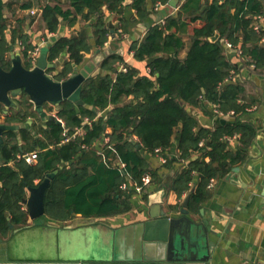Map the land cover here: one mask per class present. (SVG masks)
Returning <instances> with one entry per match:
<instances>
[{
  "label": "trees",
  "instance_id": "16d2710c",
  "mask_svg": "<svg viewBox=\"0 0 264 264\" xmlns=\"http://www.w3.org/2000/svg\"><path fill=\"white\" fill-rule=\"evenodd\" d=\"M54 1L55 5L42 7L40 16L49 33H57L63 22L73 25L80 16L84 23H90L94 36L91 39L89 29L84 27L77 35L55 41L49 60L55 61L65 52L69 55L55 75L58 81L69 78L73 68L83 63L85 55L93 50V40L96 48L105 47L111 29L104 8L116 16L114 31L119 39L128 33L126 0ZM63 1H68L72 9H63ZM149 1L153 6L168 2L132 0L141 21L149 15ZM20 2L0 0V66L5 70L11 68L9 54L17 42L23 47L27 68L32 67L30 52L36 49L25 32L26 19H17L13 26L6 17V11L14 5L21 10L32 8V3ZM184 14L191 16V22L199 20L201 26L194 29L188 54L181 59L179 53L186 47L180 36L187 26L182 21ZM263 14L262 0H212L206 5L203 0H185L177 16L149 29L144 39L131 47L136 60L149 61L148 76H141L122 56L112 54L99 65L105 74L86 81L83 101L101 113L109 109L107 116L65 102L58 111L63 123L50 120L46 127H34L43 138H35L24 129L21 146L15 133L9 132L5 145L0 146V162L13 163L0 168V236L7 239L14 228L28 225V215L20 205L25 189L35 187V180L43 181L61 165L64 167L46 196V215L54 221L66 222L74 214L109 218L130 213L136 187L145 190L146 177L151 180L149 185L160 181V169L151 165V158L157 156L164 157L163 167L174 172L169 188L179 199L190 194L187 210L197 214L212 198L211 181L223 179L233 168L243 165L257 136L254 124L244 118L258 100L244 83L233 82V77L243 69L255 75L264 72V29L255 28L256 17ZM216 34L219 39L213 42ZM226 42L233 48H226ZM230 50L237 52L239 62L227 57ZM121 65L123 70L118 69ZM130 97L132 101L127 100ZM203 102L235 120L213 129L200 126L188 108H200ZM25 108L26 117L37 116L29 106ZM26 117L14 114L12 120ZM105 125L112 129L111 134L106 133ZM77 129H83L80 135H76ZM235 137L237 147L230 149L229 140ZM35 150V165L18 160L23 153ZM176 165H180L178 170H174ZM171 208L182 210L183 206L179 203Z\"/></svg>",
  "mask_w": 264,
  "mask_h": 264
},
{
  "label": "crops",
  "instance_id": "0c3cea01",
  "mask_svg": "<svg viewBox=\"0 0 264 264\" xmlns=\"http://www.w3.org/2000/svg\"><path fill=\"white\" fill-rule=\"evenodd\" d=\"M20 1L21 4L23 2L32 3V8L30 10L33 9L40 12L39 15L33 16L36 17V19H32L30 10H21L16 5L13 6L12 10L6 11V17L13 26L16 25L17 19H26L25 32L30 36L31 42L39 51L38 56L40 54L41 45H45L50 40L56 41L58 37L77 35L84 27L89 29L90 38L93 39V31L89 26L90 23H84L80 16L73 25L63 22L57 33H49L44 28L40 16L42 7L46 4L55 5L57 2L54 0ZM210 1L212 0H203V4L206 5L207 2ZM222 1L224 0H221V2ZM170 2L171 0H168L166 4H157L153 6L149 1V15L145 20L141 21L137 16L136 10L132 7V0H130L125 4L127 5L125 8V18L128 21V33L124 35L122 39H119L114 31V28L118 25L116 16L110 14L109 11L104 8L103 12L107 17V26L111 29L109 40L103 49L96 48L94 46L95 41L93 40V50L85 55L83 63L77 65V69H81L83 65L93 60L96 50H100L101 53H104L105 50H109L111 53L110 55L116 54L122 56L127 64L140 72L141 76H148L150 72L148 68L149 61L136 60L134 52L131 51V47L134 43L141 42L149 29L157 25H164L168 18L177 16L185 0H180L177 8H173ZM262 2L264 4V0H262ZM61 5L65 10L72 9L68 1H63ZM232 12L234 13V10ZM190 17L191 16L185 14L182 17V21L185 22L187 26L183 27L180 31V36L186 43V47L179 53L181 59L186 58L188 54L194 29L201 26L199 20L191 22L189 19ZM32 20L33 22H31ZM255 21L257 23L255 28L257 30H260V28L264 29V14L256 17ZM111 24L113 26L112 28L109 27ZM7 37L10 39V31L7 32ZM227 43L228 42L225 44L226 48H228ZM262 43H264V39ZM16 50H19L18 46H15L14 51ZM96 55H98V53ZM68 57L69 55L65 52V54H62L57 60L53 61L57 62L63 59L59 66L52 72L53 75H57L62 70L63 62L67 60ZM227 57L235 62H239L236 51L227 52ZM118 69L122 70L123 66H119ZM101 73L105 74L103 71ZM233 82L244 83L249 93L258 100V104L251 108L244 118L246 121L254 124L257 130V136L249 149L247 161L243 165L236 166L238 169L231 171L227 179L224 177L223 179L216 180L212 188V198L203 204L197 214H190V217L194 221L204 223L207 226L211 252L210 259L207 262H191L188 264H264V72L261 75H255L249 70L243 69L240 73L234 75ZM127 100L132 101V97L127 98ZM188 109L196 116L202 127L213 129L217 125H224L231 122V120H227L228 116L220 114L214 105H210L207 102H203L200 108ZM54 115L63 123L58 113L53 111V114H47L49 118ZM48 117H40L36 120V123L38 122L41 126L46 127L47 123L51 120V118L49 119ZM86 120L87 119H85V123ZM105 128L107 134L112 133L111 128L107 126ZM36 138L40 139L43 138V136L42 134H36ZM134 140L137 141V138ZM229 141L228 146L230 149H236L238 144L236 137ZM161 159V156L151 158L152 167L154 169H160V181L151 183L142 191H138V187H136V193L132 197L134 209L130 213L109 218H87L81 214H74L73 218L66 222L54 221L47 215L37 221H31L28 216V225L24 228H18L9 239L13 240L22 230L32 229L39 224L49 227L66 228L67 230H83L90 225L100 224L109 231H112L113 243L111 248L106 246L105 249L107 251L103 248V253L101 255L90 258V260L87 261L88 264H140L133 258L135 257L134 251L133 254L129 253L130 246L133 248L132 250H135V246L134 240H130L127 237L124 239L123 248H119V255H121L122 258L115 262L111 261L114 251L115 231L150 219V199L153 195H156L155 189L158 187H163V189L166 190L163 196L164 203L160 207L168 211L172 217H179L181 210H173L171 206L178 205L179 203L183 206L188 196V194H185L179 199L175 192L169 187H165L166 185L170 186L174 172L165 169L163 167L165 162ZM66 166L69 167L70 164L67 163ZM63 167L64 166L61 165L59 169L55 171H58L59 174V170L63 169ZM179 168L180 165H176L174 170H178ZM90 173H93L92 170H90ZM34 183L35 185H39L41 181L37 179ZM127 185L130 188L133 187L131 183ZM28 196L29 191L26 188L25 197L27 198ZM13 258L18 259L17 257ZM49 261L54 262L53 264H56V262H59L57 264L75 263L67 259L59 261L57 259H52ZM82 261V259H79L80 264H87Z\"/></svg>",
  "mask_w": 264,
  "mask_h": 264
},
{
  "label": "water",
  "instance_id": "95a60500",
  "mask_svg": "<svg viewBox=\"0 0 264 264\" xmlns=\"http://www.w3.org/2000/svg\"><path fill=\"white\" fill-rule=\"evenodd\" d=\"M129 1L126 0L125 4ZM179 2L180 0H171L170 5L177 8ZM109 27L112 28V24ZM218 39L219 35L216 34L211 40L214 42ZM54 43V40H50L45 45H41L40 54L31 68L25 67L20 50L11 55L12 65L9 70L0 66V103L6 108L15 107L18 103L14 97L24 93L38 110H41L46 104L60 109L63 103L71 102L77 107H85L99 115L107 116L109 109L101 113L96 107L85 104L82 99V90L89 78L101 73L99 65L105 57L110 56V51L105 50L104 53H101L100 50H96L98 55L95 54L93 60L83 65L81 69H77L75 66L74 72L69 78L58 81L51 75V72L59 66L63 59L57 62L49 60V53ZM227 120L234 121L235 118L228 116ZM20 128L19 125L0 124V143L4 132L18 131ZM138 148L140 149L141 145ZM237 169L238 167H235L232 171ZM57 174L58 171L47 174L38 186L28 189L29 196L23 200V204L27 207L31 221H37L46 215L47 191ZM228 176L225 178L227 179ZM165 191L163 187L155 189L156 195L150 199L149 220L115 231L111 261L115 262L122 258L119 255V248H123L126 237L134 240L135 250H132L133 248L130 246L129 253L133 254L134 251L135 257L133 258L140 264H188L207 262L210 259L211 245L209 244L207 226L194 221L187 210L191 195L189 194L183 203L180 216L172 217L168 211L160 207L164 203ZM12 242L14 239L3 240L0 238V264L54 263L49 260L14 259L16 253ZM105 251L107 250L105 249Z\"/></svg>",
  "mask_w": 264,
  "mask_h": 264
},
{
  "label": "rangeland",
  "instance_id": "374dc122",
  "mask_svg": "<svg viewBox=\"0 0 264 264\" xmlns=\"http://www.w3.org/2000/svg\"><path fill=\"white\" fill-rule=\"evenodd\" d=\"M112 243V231L100 224L90 225L83 230L39 224L17 234L12 246L20 260L67 259L80 264L79 259H82V262L88 264L90 258L101 255L103 248H111Z\"/></svg>",
  "mask_w": 264,
  "mask_h": 264
},
{
  "label": "flooded vegetation",
  "instance_id": "af4514ba",
  "mask_svg": "<svg viewBox=\"0 0 264 264\" xmlns=\"http://www.w3.org/2000/svg\"><path fill=\"white\" fill-rule=\"evenodd\" d=\"M15 46H18L19 47V50L21 51V56H22V59H23V62H25V59L23 57V47L22 45L20 44V42H17V44ZM15 46H14V49H15ZM14 49L12 50V52L9 54V60L11 62V55L13 53H16V51H14ZM30 58H31V54L29 55ZM32 61V59H31ZM33 62V61H32ZM33 64V63H32ZM12 65V63H11ZM51 75L52 72H51ZM55 77V75H53ZM56 79V78H55ZM24 93H22L20 96H17V97H14V99L17 101V105L15 107H11V108H6L3 104L0 103V124H5V125H19L21 126V128L18 130V131H7V132H4L3 135H2V142L0 143V146L3 147L6 143V139H7V134L9 132H13L15 133L16 135V138H17V141L19 142V144L22 146V135H21V131L24 130V129H28L31 134H33L36 138V134H37V131L34 129V127H36V125L40 126V124L37 122L36 123V120H38L40 117L41 118H45V117H48L47 114H53V111L55 113H58V111L60 109H56L55 107L51 106V105H44V107L41 109V110H38L33 103H31L29 97H23ZM25 106H29L31 109V111L33 113H35L37 116L36 117H26L27 116V110L25 108ZM62 106V105H61ZM18 115L20 114L22 117H26L24 120H12V116L13 115ZM49 118V117H48ZM51 120H58L56 115L54 116H50ZM49 118V119H50ZM59 121V120H58ZM20 150L23 151V148L20 147ZM30 153H35L36 155V159L33 163H28L26 162L22 156L25 155L24 153L18 157V160H24L28 165H35L36 164V161H37V155H38V150H35L33 152H30ZM28 154V153H26ZM5 165H13V163H9V164H5L4 162H0V168L2 166H5ZM41 181V180H40ZM42 182V181H41ZM38 186V185H36ZM35 186V187H36ZM30 187H27V189H29ZM26 197L24 196L21 200V211H24L27 213V215L29 216V213H28V210H27V207L23 204V200L25 199ZM8 221L10 222V217H7ZM25 226H21V227H17V228H14L13 231H12V234L15 232V230H17L18 228H24ZM11 234V235H12ZM11 237V236H10ZM9 237V238H10ZM0 238H2L3 240H8L9 238L7 239H4L3 237L0 236Z\"/></svg>",
  "mask_w": 264,
  "mask_h": 264
},
{
  "label": "built area",
  "instance_id": "2783aa9c",
  "mask_svg": "<svg viewBox=\"0 0 264 264\" xmlns=\"http://www.w3.org/2000/svg\"><path fill=\"white\" fill-rule=\"evenodd\" d=\"M30 14H31L32 16H36V15H39L40 12L37 11V10H33V9H32V10H30ZM227 47H228V48H232V45L229 44V43H227ZM38 53H39V51H38L37 49H36L35 51H33V52H30V54H31V59H32L33 63H34L35 60L37 59V57H38ZM122 70H123V69H122ZM86 123L89 125V124H91V121H90L89 119H87V120H86ZM82 130H83V129H77L76 135H80V134L82 133ZM200 146H201V147L204 146V142H203V141L200 143ZM157 152H160V151L157 150ZM22 158H23L26 162H28V163H33V162L35 161V159H36V155H35V153H28V154L23 155ZM161 160H163V161L165 162V158H164V157H162ZM144 183H145V185H149L150 180H149L148 177L145 178ZM214 183H215V180H212L211 183H210L209 188L212 189V188L214 187ZM137 190H138V191H142V188H141V187H138Z\"/></svg>",
  "mask_w": 264,
  "mask_h": 264
}]
</instances>
